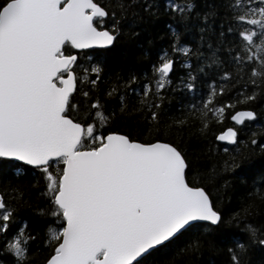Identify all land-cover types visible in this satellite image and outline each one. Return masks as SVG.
Masks as SVG:
<instances>
[{
    "label": "snow or ice",
    "instance_id": "6c2138e0",
    "mask_svg": "<svg viewBox=\"0 0 264 264\" xmlns=\"http://www.w3.org/2000/svg\"><path fill=\"white\" fill-rule=\"evenodd\" d=\"M134 5L135 0H0V173L7 162L20 161L39 169L45 179L56 225L48 229L45 244L51 252L45 264H146L176 234L195 227L212 232L239 223V213L225 217L206 187L193 182L183 149L162 138L140 140L113 130L115 113L100 97L90 100L89 92L82 91L85 86L96 89L103 61L81 69L80 75L74 50L113 45L121 19ZM227 7L235 27L225 31L238 40L227 50V63L236 71L224 70L219 79L239 85L234 100H217L231 89L212 77H207L206 89L197 91L205 67L225 62L213 55L211 64L193 68L190 47L180 46L175 33L170 49L152 65L151 76L145 73L140 83L129 74L126 81L108 85L104 95H118L123 110L122 90L136 94L151 121L158 122L167 91L183 90L193 96L185 107L188 113L199 112L202 131L209 128L210 116L216 123L226 114L236 125L252 121L256 112L237 105L264 94V0H229ZM150 8L145 3L143 11ZM167 8L184 22L195 5L169 0ZM202 19L206 22L207 16ZM178 54L187 71L173 87ZM77 91L84 101L79 106L73 102ZM215 139L235 144L238 131L227 127ZM260 148L264 150V144ZM238 156L237 150L223 162L222 171L238 167ZM14 191L0 190V255L11 256L13 264H31L29 241L36 236L27 233V222L10 232L17 222V209L10 202ZM246 227L255 238L259 229ZM258 243L264 245V239ZM202 246L196 237L187 248L198 252ZM227 251L229 264H243V244Z\"/></svg>",
    "mask_w": 264,
    "mask_h": 264
},
{
    "label": "trees",
    "instance_id": "16d2710c",
    "mask_svg": "<svg viewBox=\"0 0 264 264\" xmlns=\"http://www.w3.org/2000/svg\"><path fill=\"white\" fill-rule=\"evenodd\" d=\"M115 2V0H113ZM176 3H188L189 0H175ZM195 5L188 17L180 22L179 17L167 8L169 0H135L134 7L121 19L120 33L113 45L107 48H92L75 51L78 55L76 70L82 75L81 69L89 68L102 60L103 69L100 81L95 90L85 86L82 91H88L90 100L100 97L109 111L115 113L111 122L113 130L131 134L140 140L162 138L166 142L178 145L187 154L191 164V179L197 186H205L211 193L214 203L225 217L239 213V223L228 227L221 226L212 232L202 227H195L179 233L164 248L153 252L146 264H229V248L243 244L245 254L243 264H264V245L258 241L264 239V94L257 95L256 100L239 104L237 108H251L256 112L252 121L242 125L234 124L227 118L222 123H216L210 116L209 128L202 131L199 112L188 113L186 105L193 101V96L187 91H172L169 89L159 109L158 122L150 119L147 109L140 105V97L123 91L124 106L121 110L119 96L106 97L108 85H118L126 81L129 74H135L142 83L145 73L152 75V65L163 51L170 49L174 33L180 46L188 45L191 54L188 57L195 68L211 64L213 55L218 61H224L218 67H205L206 76L197 79V91L202 92L210 81L207 77L216 79L226 89L225 94L217 97L220 103L234 100L239 89L235 80L221 81L219 77L224 70L236 71V67L227 63L230 57L227 50L238 44L235 36L229 35L225 29L235 27L230 22L227 4L229 0H190ZM145 3L152 5L149 11H143ZM207 16L205 22L202 17ZM107 23V20H106ZM223 24L224 27H221ZM224 33L223 36L220 33ZM203 57V58H201ZM91 58V59H90ZM181 61L174 66L171 74L173 87L176 81L187 71L182 66L183 55L178 54ZM249 73L245 72V78ZM81 89V85H77ZM73 101L78 106L84 103L77 91ZM89 100V103H90ZM186 122L176 123V121ZM227 127L238 131V141L235 144H225L215 139V136ZM255 133V136H253ZM256 139V145L250 143ZM228 152L225 153L224 149ZM237 157L239 166L230 172L222 171L223 162L230 156ZM0 164L4 161L0 160ZM8 187L12 192L11 203L17 209V222L10 226V232H15L20 224L27 222V233L34 234L36 239L29 241L31 264H44L51 252L45 244L48 240L49 227H55L51 215V206L45 195L46 182L39 169L18 161H9L0 173V190ZM259 189V192H257ZM247 210V211H245ZM58 224L59 221L57 220ZM202 225L206 222H195ZM252 224L259 229L255 238L247 230ZM26 233V234H27ZM199 237L203 246L198 252L188 250L187 246L193 239ZM3 237H0V241ZM2 264H13L12 257L0 255Z\"/></svg>",
    "mask_w": 264,
    "mask_h": 264
},
{
    "label": "water",
    "instance_id": "95a60500",
    "mask_svg": "<svg viewBox=\"0 0 264 264\" xmlns=\"http://www.w3.org/2000/svg\"><path fill=\"white\" fill-rule=\"evenodd\" d=\"M109 47V46H108ZM92 48H99V47H96V46H92V47H89V48H85V49H92ZM85 49H78V50H75V51H82V50H85ZM77 54V53H76ZM78 56V55H77ZM235 123V122H234ZM226 129V128H225ZM223 131V130H222ZM219 142H222V143H226V144H229V143H227V142H223V141H219ZM18 162H20V161H18ZM20 163H23V162H20ZM24 164V163H23ZM30 166V165H29ZM177 235V234H176ZM175 235V236H176ZM44 264H45V262H44Z\"/></svg>",
    "mask_w": 264,
    "mask_h": 264
},
{
    "label": "bare ground",
    "instance_id": "6f19581e",
    "mask_svg": "<svg viewBox=\"0 0 264 264\" xmlns=\"http://www.w3.org/2000/svg\"><path fill=\"white\" fill-rule=\"evenodd\" d=\"M232 122H233V121H232ZM233 123H234V122H233ZM234 124H235V123H234ZM177 235H178V234H177ZM177 235H176V236H177Z\"/></svg>",
    "mask_w": 264,
    "mask_h": 264
}]
</instances>
